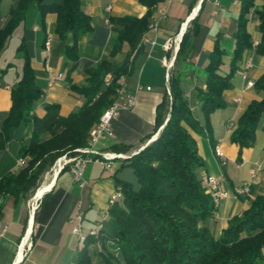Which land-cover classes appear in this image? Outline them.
<instances>
[{"label":"crops","instance_id":"obj_1","mask_svg":"<svg viewBox=\"0 0 264 264\" xmlns=\"http://www.w3.org/2000/svg\"><path fill=\"white\" fill-rule=\"evenodd\" d=\"M16 1H9L4 19H1L2 24ZM79 1L82 11L90 18L91 31L78 42V61L72 72L69 73L71 63L65 59V48L72 43V34L67 33L64 39L55 33V14H47L42 27L39 12L30 9L25 22L7 38L0 52V130L11 107V89L20 77L22 59L17 56L16 50L24 38L35 84L42 93L41 98L34 103L32 111V115L39 118L44 115L46 106L51 104L59 105V114L63 117L79 110L86 98L73 91L71 86L83 87L88 78L87 71L102 59L115 64L127 59L129 75L118 81L124 84V92L127 95L135 97V105L121 109L118 117L110 124V134L101 138L94 148L105 154H121L111 150L112 147L120 145L130 147L127 154L142 150L158 135V132H154L157 107L165 93L169 94L166 74L169 75L175 68V57L181 38L191 29L193 20L197 21L199 28L197 35L192 39V49L187 58L189 69L183 72L181 88L193 117L202 126L203 114L197 96V89H203L205 85L202 70L208 63V56L215 43L218 42L225 52L222 66L227 65V69L222 71L224 74L228 72L241 0H158L149 25L150 27L157 24L156 31H150L148 28L135 51L129 53L128 46L123 45L113 57L109 53L115 31L114 26L109 23V18H141L147 8L141 5L139 0ZM60 2L61 0L44 1L47 5ZM261 4L262 0H255L248 14L247 30L252 43H258L260 39V23L256 11ZM16 32L20 35L13 41L12 57L6 60L3 58L4 53ZM47 40L48 49L45 47ZM246 62H250L251 68L244 80L241 71ZM6 65H10V68L1 74ZM168 65L171 67L167 70ZM59 73L63 76L62 80L49 87L48 75ZM262 74L264 56L255 55L253 50L245 51L231 80L230 89L222 94L225 107L210 116V133L205 131L201 136L190 133L204 164L197 171L198 178L202 180L205 176H212L218 180L220 187L228 192V196L216 209L214 217L203 223L215 236L219 235L230 218L249 207L247 198L238 197L233 193L235 186L249 183L252 194L264 195V114L259 120L254 144L243 149L240 156L238 147L230 141L237 120L246 107L264 97V93L254 87L242 92L247 81L255 83ZM238 97L241 98L239 103L235 101ZM167 117L168 115L165 119ZM229 121L233 122V127L227 126ZM31 129V124H28L12 130L9 142L5 148L0 149V177L7 173L17 174L26 163L27 159H21L18 151L21 145L28 142ZM216 147L221 150L223 158L215 155ZM89 159L84 173L85 186L82 188L74 183L68 169L57 172L51 167L49 172L44 173L37 191L45 190L32 216L30 198L14 201L9 197L4 201L0 218V264L15 263L17 247L25 232L30 233L32 249L20 264H75L81 245L72 234L71 220L79 212L83 214L84 233L95 227L98 222H102L101 230L106 232L107 221H102L101 216L107 215V201L116 189L113 175L120 180L134 183L119 176L122 160H115L109 168H104L100 157L90 156ZM134 186L137 187L135 184ZM101 253L113 255V250L108 244H95L90 247L91 256L99 259L102 258ZM113 264L123 263L118 259L113 261Z\"/></svg>","mask_w":264,"mask_h":264},{"label":"trees","instance_id":"obj_2","mask_svg":"<svg viewBox=\"0 0 264 264\" xmlns=\"http://www.w3.org/2000/svg\"><path fill=\"white\" fill-rule=\"evenodd\" d=\"M44 1H16L7 20L0 24V52L7 38L25 22L30 9L39 12L42 27L45 16L52 13L56 15L55 33L60 38L69 32L72 34V43L65 48V59L71 63L70 73L78 61V42L91 31L90 18L82 11L79 0H61L58 4L49 5ZM157 2L139 0L147 8L141 18H109L115 31L110 42L111 57L123 45L128 46L129 53L135 51L148 31ZM254 3L255 0H241L228 72L224 74L221 69L225 52L218 42L202 70L205 85L203 89H197L203 114L202 126L193 117L181 88L183 72L189 69L187 58L192 49V39L198 33L197 21L193 20L191 29L183 34L175 57V68L168 76L169 94L165 93L156 111L154 132L158 135L136 155L122 160L119 167L132 170L137 187L113 175L116 188L121 190V198L109 205L106 218L109 232L101 231L98 237H87L75 264H91L90 247L95 244H108L113 250V255L101 253L103 264H113L118 259L123 264H264V195H254L250 190L243 197L247 198L249 207L230 218L218 236L213 235L203 223L214 217L216 208L197 176V171L204 164L190 134L201 136L205 131L210 133V116L225 107L222 94L230 89L245 51L253 50L255 55L264 56V0L256 11L260 39L254 48L247 30L248 14ZM16 54L22 59L20 77L11 89V107L0 130V149L9 142L13 129L28 124L32 129L28 142L18 151L21 159H27L26 163L17 174L7 173L0 177V218L6 199L28 198L42 175L58 158L65 154L75 156V149L87 146L90 130L116 98L118 80L129 75L127 59L119 64L102 59L87 71L88 78L83 87L71 86L73 91L86 98L79 110L63 117L59 114V105L51 104L39 118L33 116L32 111L42 93L35 84L24 38ZM9 68L10 65H6L1 74ZM107 76L110 80L105 85ZM254 88L264 93V74L255 81ZM262 114L264 97L251 102L238 118L230 141L238 147L239 156L243 149L254 144ZM111 150L127 154L130 147L120 145Z\"/></svg>","mask_w":264,"mask_h":264},{"label":"built area","instance_id":"obj_3","mask_svg":"<svg viewBox=\"0 0 264 264\" xmlns=\"http://www.w3.org/2000/svg\"><path fill=\"white\" fill-rule=\"evenodd\" d=\"M1 22H3L1 20ZM157 29V24H152L149 27L150 31H156ZM257 42H254L252 44L253 48L257 45ZM49 46V40L45 42V47L48 49ZM171 66H167V70ZM251 68L250 62H246L243 66V69L241 71L242 78L245 80L246 79V74L248 70ZM168 74H166V81H168ZM63 76L62 74H50L48 75L47 81H48V86L51 87L54 85L56 82L62 80ZM110 80V77L107 76L105 78V85H108V82ZM119 88L116 93V98L114 102L103 111L101 114L99 121L97 124H95L92 129L89 132V139L87 146L84 148L80 149H75L73 152L76 153L75 156H68L67 154L62 155L60 158H58L55 163L53 164L52 168L60 172L64 170L65 168L68 169V171L72 174L73 176V181L74 183L82 188L85 186V179H84V173L86 170V167L88 163L90 162L89 157L90 156H98L101 158L103 167L104 168H109L110 164L114 162L115 160H124L126 158H130L131 156L135 155L138 153L135 152L132 155H124V154H105V153H100L97 151L94 147L98 143V141L103 138L106 135L110 134L109 128L111 122L116 119L121 111L122 108H131L135 105V97L131 95H127L124 92V84L120 81H118ZM254 87V82L252 81H247L245 87L243 88L242 92L251 89ZM237 103L241 102V98L238 97L235 99ZM233 122L229 121L227 123L228 127H233ZM140 151V150H139ZM215 155L219 158H223V154L219 147L215 148ZM22 163V160L20 161ZM203 186L206 190V193L210 196L212 203L214 207L217 209L223 199H225L228 196V192L223 190L220 187V184L218 180L212 176H205L202 179ZM233 193L238 196V197H245L250 193V184L249 183H243L239 186H235L233 188ZM42 196V195H41ZM41 198V197H40ZM40 198H36L35 195L31 199V204H30V214L31 216L34 214V211L37 208V202ZM121 198V190L120 188H116L115 191L110 195L108 199V205H113L117 201H119ZM102 221H105L107 218V215H102L101 216ZM83 214L82 212H79L75 215V217L71 220L72 223V234L76 236L79 245L82 246L84 243L85 239L87 237H98L100 235L101 230V223L98 222L97 225L93 228H90L87 230L86 233L83 232ZM32 249V243L30 240V233L25 232L18 247H17V253H16V258H15V263L17 264L22 263L27 256L29 255L30 251Z\"/></svg>","mask_w":264,"mask_h":264},{"label":"rangeland","instance_id":"obj_4","mask_svg":"<svg viewBox=\"0 0 264 264\" xmlns=\"http://www.w3.org/2000/svg\"><path fill=\"white\" fill-rule=\"evenodd\" d=\"M9 1L10 0H2V2H1V16H0V21H1V19H4L3 18V16L6 14V12H5V10L7 9V7H8V4H9ZM48 2L50 1H53V0H47ZM60 1V0H59ZM7 19H5V21H6ZM0 24H2L1 22H0ZM19 35H20V33L19 32H16L15 34H14V36H13V40L10 42V45H9V47L6 49V51H5V53H4V56H3V58L4 59H6V60H9L11 57H12V53H13V41H16L17 39H18V37H19ZM222 70H226L227 69V65H223L222 66V68H221ZM156 139V138H155ZM154 139V140H155ZM153 140V141H154ZM152 141V142H153ZM136 152V151H135ZM139 152V151H138ZM132 153H130V154H127L128 156L129 155H131ZM136 155V154H135ZM50 170V169H49ZM49 170H48V172H49ZM43 176L44 175H42V177H41V179H40V181H39V183H38V186H37V188L28 196V198H30V199H32L33 197H34V195H35V193L37 192V190H39V188H40V186H41V182L43 181ZM119 176L120 177H124V178H126V180H128V181H132L135 185H136V181H135V177H134V175H133V173H132V170L129 168V167H123L122 169H121V171H120V174H119ZM30 202H32V201H30ZM107 203H108V201H107ZM105 231L106 232H109V225H108V223L106 224V226H105ZM91 264H103V259L101 258V257H99V259H98V257H95V256H91Z\"/></svg>","mask_w":264,"mask_h":264},{"label":"bare ground","instance_id":"obj_5","mask_svg":"<svg viewBox=\"0 0 264 264\" xmlns=\"http://www.w3.org/2000/svg\"><path fill=\"white\" fill-rule=\"evenodd\" d=\"M44 190H45V189H43V190H41V191H37V192L35 193V197H36L37 199L40 198L41 195L43 194Z\"/></svg>","mask_w":264,"mask_h":264},{"label":"water","instance_id":"obj_6","mask_svg":"<svg viewBox=\"0 0 264 264\" xmlns=\"http://www.w3.org/2000/svg\"><path fill=\"white\" fill-rule=\"evenodd\" d=\"M64 39H66V37L64 36Z\"/></svg>","mask_w":264,"mask_h":264}]
</instances>
